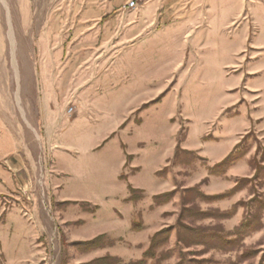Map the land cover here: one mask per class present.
Here are the masks:
<instances>
[{"label": "rangeland", "instance_id": "obj_1", "mask_svg": "<svg viewBox=\"0 0 264 264\" xmlns=\"http://www.w3.org/2000/svg\"><path fill=\"white\" fill-rule=\"evenodd\" d=\"M3 1L0 158L13 159L16 149L27 158L30 187L23 193L13 185L0 161V264H86L106 255L128 264L169 226V239L156 250L166 251L164 258L144 264H264V131L243 135L237 153L250 155L236 175H209L212 165L181 149L187 132V143H197L199 128L217 112L226 82L217 63L239 61L232 53L243 29L237 1ZM248 3L256 8L264 1ZM171 140L179 149L158 169ZM59 142L72 146L74 158L60 176L62 189L78 201H56L46 181L61 153L56 149L64 148ZM123 153L124 168L115 176ZM254 169L257 177L249 181ZM235 183L236 191L222 199L200 195L225 193ZM174 189L163 203L153 202ZM253 191L261 208L247 205ZM185 198L190 212L179 220ZM236 202L229 218L218 215ZM200 211L215 212L201 219ZM255 211L260 228L231 250L222 247L226 234ZM100 234L111 245L86 251L78 244ZM191 234L196 242L187 246Z\"/></svg>", "mask_w": 264, "mask_h": 264}, {"label": "crops", "instance_id": "obj_2", "mask_svg": "<svg viewBox=\"0 0 264 264\" xmlns=\"http://www.w3.org/2000/svg\"><path fill=\"white\" fill-rule=\"evenodd\" d=\"M236 1L237 16L243 12L241 15V18H243V29L240 32L238 44L235 45L232 53L233 56L239 58V61L217 63L219 77L226 79L224 87L219 92L217 112L203 127L199 128L196 135L197 140H195L197 143L191 144V146L189 145L190 142L187 143L188 131L181 145V149L194 152L200 158H203L207 165L212 166L233 151L249 129L254 128L264 131V4L253 8L249 5V0ZM247 6H249V10L246 9ZM161 90V88L157 89L153 96ZM212 124L214 125L213 128ZM209 133H212L213 137L209 140H204L202 137ZM45 138L47 141H51L49 130ZM56 145L64 148L56 149V151L60 149L61 153L54 156L55 169L48 178L46 177V181H50L54 187L52 192L57 194L56 201H78L80 198L70 196L62 189L66 180L62 177L60 178L62 174L67 173V165L74 160L68 154L69 150H67L72 149V146L67 142H59ZM175 146V141L171 140L170 148L164 155L161 164H158V169L164 167L168 159L175 155ZM16 150H14L13 159L2 157L0 161L6 165L8 170L12 171L14 181L9 171L7 172L11 176L6 175L11 179V183L13 185L16 184L23 193H26L30 187V175H28V168H26L27 165L24 162L27 158L22 157ZM249 155L247 153L242 158L240 157L241 159L239 158L227 170L226 175H236V167L240 163H245L244 161L249 158ZM124 163L125 154L123 153L122 156L115 160L113 165L115 176H118L122 171ZM132 163L135 162L132 161ZM159 182L162 184L166 182V179L162 178ZM164 189L162 188L161 191ZM0 223L4 222L1 221Z\"/></svg>", "mask_w": 264, "mask_h": 264}, {"label": "trees", "instance_id": "obj_3", "mask_svg": "<svg viewBox=\"0 0 264 264\" xmlns=\"http://www.w3.org/2000/svg\"><path fill=\"white\" fill-rule=\"evenodd\" d=\"M238 146H239V144L223 160H221L220 162L209 167L207 169L208 174L209 175L226 174L227 170L242 156V153L241 154L237 153ZM176 149L178 151V149H179L178 145L176 146ZM254 170H255V173L253 174L252 177L249 178V181L250 180L252 181V180L256 179V177H257V169H254ZM236 186H237V183H235V186L233 188H231L229 191L222 193V194L211 195V196L203 195V194H200V195H202V197L205 199H212V200L213 199H222V198L230 195L232 192L236 191ZM130 190L133 191L132 189H130ZM193 190H194V187H190V188L185 189V192H189V191H193ZM175 191L176 190L174 189L171 191H167V192L155 195V196H153V202L157 205L161 204L169 196H172L173 193H175ZM260 196H261L260 194H257L256 192L253 191L251 194V197L249 198V200L247 202L248 203L247 205L254 204L255 202H258L259 205L257 206V208H261L262 206L260 204H262V203L260 201H258V198ZM162 198H164V200H161ZM182 204L184 206H186V208H185V210L181 211V215L179 216V220H181V217L183 216L184 212H187V213L190 212V206L189 205L191 204V201L185 198V199H183ZM238 204H239V202L234 203L232 208L228 211H224V212H220V213L217 212L216 210L215 211L218 213L219 216L224 217V218H229L231 215H233L235 213ZM215 211H213L212 213L209 211H200L199 212V215H200L199 218L203 219V218H207L210 216L213 218L212 215L214 214ZM210 214H212V215H210ZM256 220H257L256 211L251 212V213L247 212L245 217L242 219V221L237 226H235L231 232L226 234L224 241L222 240L223 242H221V246L225 247V248L230 246L229 249L231 250L234 247V245L237 244L240 240H242V238L245 235H247L248 233H250L254 230H257V228H260V225L257 223H256L257 225L256 224L254 225V221H256ZM181 227L186 229L189 232L194 231V228H192L188 224H186V225L182 224ZM172 228H173L172 226H169V227H165V228H162V229L156 231L151 236L150 241H149V245L143 251L141 259H139L138 261H135V262H129L128 264H144V262L147 259L156 258V260H159L160 258H164V254L166 253V251H164V252L160 251V254L158 255V254H156V250L158 248H160L165 242H167V240L169 239V233H170ZM203 237H204V233H203L202 239H203ZM219 238L221 240L220 236H219ZM103 239H104V235L100 234V235H97L96 237H94L92 239L81 241L78 244L83 245L84 250H86V251L96 249V248H103L105 246L111 245V241L103 242ZM204 239H206V237ZM178 241L182 242L183 239L180 238V236H179ZM206 241L203 240L202 243L203 244L208 243ZM195 242H196L195 236H193L191 234L188 237V241L186 242V245L189 246L190 244L195 243ZM119 263H121V262L118 258L106 255V256H102V257L93 259V260L87 262L86 264H119Z\"/></svg>", "mask_w": 264, "mask_h": 264}, {"label": "bare ground", "instance_id": "obj_4", "mask_svg": "<svg viewBox=\"0 0 264 264\" xmlns=\"http://www.w3.org/2000/svg\"><path fill=\"white\" fill-rule=\"evenodd\" d=\"M2 2H3V4H4V6L7 8V5H6V2L5 1H3L2 0ZM7 15L9 16V12H8V10H7ZM9 21H10V19H9ZM10 27V26H9ZM9 37H10V39H11V42H12V44H14V38H13V31L12 30H10V32H9ZM12 54H13V52H12ZM14 56V55H13ZM18 74V73H17ZM19 100H18V98H17V102H18Z\"/></svg>", "mask_w": 264, "mask_h": 264}, {"label": "built area", "instance_id": "obj_5", "mask_svg": "<svg viewBox=\"0 0 264 264\" xmlns=\"http://www.w3.org/2000/svg\"><path fill=\"white\" fill-rule=\"evenodd\" d=\"M69 112H71L72 111V108H69V110H68Z\"/></svg>", "mask_w": 264, "mask_h": 264}]
</instances>
